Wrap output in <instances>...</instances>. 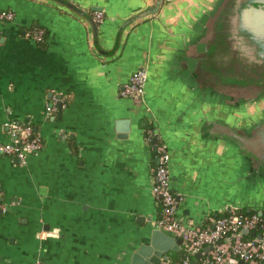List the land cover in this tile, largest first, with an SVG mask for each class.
Here are the masks:
<instances>
[{
	"label": "crops",
	"instance_id": "0c3cea01",
	"mask_svg": "<svg viewBox=\"0 0 264 264\" xmlns=\"http://www.w3.org/2000/svg\"><path fill=\"white\" fill-rule=\"evenodd\" d=\"M65 1L93 18L100 8L98 31L56 0H0V11L15 15L0 25V141H12L6 124L16 121L30 123L44 143L25 164L0 155V264H126L159 217L148 129L171 155L185 224L230 209L264 211V190L232 186L234 152L205 138L199 112L180 111L190 97L172 64L202 0H164L154 17H139L151 0ZM141 68L148 73L142 102L122 98ZM53 94L64 106L47 115ZM122 121H130L128 134Z\"/></svg>",
	"mask_w": 264,
	"mask_h": 264
},
{
	"label": "water",
	"instance_id": "95a60500",
	"mask_svg": "<svg viewBox=\"0 0 264 264\" xmlns=\"http://www.w3.org/2000/svg\"><path fill=\"white\" fill-rule=\"evenodd\" d=\"M56 1L98 31L89 14L65 0ZM163 1L151 0L139 17H154ZM171 1L175 0L167 3ZM189 19L185 30L192 35L181 44L182 57L172 64L182 80L181 88L190 97L188 108L180 111L184 117L193 110L199 112L205 138L221 141L234 152L233 187L248 192L264 190V117L250 113L253 100L264 98V0H202ZM227 116L234 125L226 122ZM118 125L122 134L129 133L130 121ZM244 234L254 236L247 231ZM181 245V239L153 230L147 241L128 255L126 264H164ZM200 257L199 253L195 259Z\"/></svg>",
	"mask_w": 264,
	"mask_h": 264
},
{
	"label": "built area",
	"instance_id": "2783aa9c",
	"mask_svg": "<svg viewBox=\"0 0 264 264\" xmlns=\"http://www.w3.org/2000/svg\"><path fill=\"white\" fill-rule=\"evenodd\" d=\"M15 15L10 11H0V25L11 22ZM105 19L102 11L94 13V20L101 24ZM1 38V30H0ZM42 40V34L35 37ZM148 82L146 69L137 70L122 86V98L142 102ZM61 95L53 94L50 103L46 105L47 115L57 111L58 106H64ZM12 141H0V155L16 156L25 164L29 155L38 154L44 143L39 135L34 133L30 123L9 121ZM147 141L157 152V166L153 171L152 193L159 209V217L155 222V230L166 235L181 239L180 246L183 259L177 264H264V211H256L244 215L236 209H230L218 217H209L199 225L185 224L178 215L180 196L171 189L170 161L171 155L163 143L158 142V134L154 129L146 131ZM1 198V194H0ZM254 234L251 238L244 232ZM201 254L199 260L195 257ZM37 264H42L38 262ZM170 264V261L164 262Z\"/></svg>",
	"mask_w": 264,
	"mask_h": 264
},
{
	"label": "flooded vegetation",
	"instance_id": "af4514ba",
	"mask_svg": "<svg viewBox=\"0 0 264 264\" xmlns=\"http://www.w3.org/2000/svg\"><path fill=\"white\" fill-rule=\"evenodd\" d=\"M260 101L258 100H253L252 107H250V113L252 114L253 117L256 116H263L264 117V98H259ZM257 102H260L256 104Z\"/></svg>",
	"mask_w": 264,
	"mask_h": 264
},
{
	"label": "trees",
	"instance_id": "16d2710c",
	"mask_svg": "<svg viewBox=\"0 0 264 264\" xmlns=\"http://www.w3.org/2000/svg\"><path fill=\"white\" fill-rule=\"evenodd\" d=\"M146 129H148V126L146 127ZM238 212L241 214H244V215H250V214L255 213L256 211H251L250 213H248L246 210H238ZM219 216H221V215H219ZM246 238H251V236H247ZM179 257H180L179 259H181V260L183 259V252L182 251L179 253Z\"/></svg>",
	"mask_w": 264,
	"mask_h": 264
}]
</instances>
